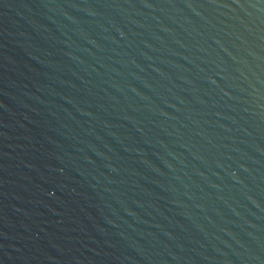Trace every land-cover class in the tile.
<instances>
[{
  "label": "water",
  "instance_id": "1",
  "mask_svg": "<svg viewBox=\"0 0 264 264\" xmlns=\"http://www.w3.org/2000/svg\"><path fill=\"white\" fill-rule=\"evenodd\" d=\"M0 264H264V0H0Z\"/></svg>",
  "mask_w": 264,
  "mask_h": 264
}]
</instances>
